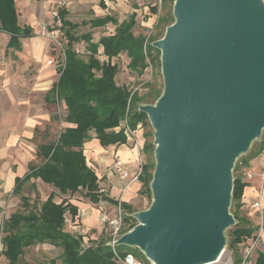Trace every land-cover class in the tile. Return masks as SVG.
Returning <instances> with one entry per match:
<instances>
[{
	"label": "water",
	"instance_id": "obj_1",
	"mask_svg": "<svg viewBox=\"0 0 264 264\" xmlns=\"http://www.w3.org/2000/svg\"><path fill=\"white\" fill-rule=\"evenodd\" d=\"M151 43L163 86L140 103L152 128L151 202L114 246L151 264H214L227 246L233 170L264 131V0H174Z\"/></svg>",
	"mask_w": 264,
	"mask_h": 264
},
{
	"label": "trees",
	"instance_id": "obj_2",
	"mask_svg": "<svg viewBox=\"0 0 264 264\" xmlns=\"http://www.w3.org/2000/svg\"><path fill=\"white\" fill-rule=\"evenodd\" d=\"M100 6L105 8L103 2ZM58 14L61 20L60 32L66 39V44L63 48V60L58 69L59 76L48 92L50 96L48 100L51 103L56 101L64 103V122L69 126L59 133L56 141L38 146L37 155L42 158L43 165L35 170V174L31 173L55 191H51L41 202L30 203L29 196L22 192L28 186L27 183H30L32 176L26 174L15 179L12 194L19 197L22 209L12 212L4 219V251L1 264H16L25 249L39 244H49L61 251L58 258H52L44 264H113L106 238L84 246L81 237L64 230L69 216H75L77 209L64 198L57 202L55 197L80 193L94 204L108 200L106 194L98 193L97 175L86 164L83 146L89 141L91 133L103 147L126 142L125 134L117 128L124 118L131 89L116 83L115 76L119 67L111 60L118 58L122 53L125 54L129 59L128 70L140 77L147 66L142 51L145 36L134 34L137 25L135 12L121 22L112 15L81 22L82 25L89 24L91 28L114 25L113 34L100 36L96 42L93 41L91 32L77 34L78 24L65 20L63 10H58ZM0 31L10 36L7 45L10 48H19L20 39L34 36L29 25L20 26L17 23L14 0H0ZM81 40L86 43L85 52L76 54L74 46ZM155 40L154 38L147 40V57L159 63V51L151 46ZM153 52L156 54L153 55ZM148 87L146 94L140 95L136 90L131 97L128 121L132 130L139 122H142V125L147 123L146 114L139 112L137 105L154 102L161 93V90H156L155 87ZM148 136L143 134L144 139ZM153 148L152 143L144 141L142 153L145 162L138 177L142 184L140 195L150 196L149 183L154 162L149 159V154L153 153ZM247 157H242L234 170L240 169L244 162L243 166H246ZM31 169L30 166L29 170ZM244 186L241 177L233 174L231 204L235 205L236 212L240 206ZM113 203L120 204L121 234H124L136 225L132 217L136 210L124 202ZM232 215L236 219V215L234 213ZM236 222L227 234V247L235 254L234 264L239 262L238 245L253 232L252 228L240 224L241 222L237 220ZM138 255L143 257L139 251L135 257ZM256 264H264L263 254L258 255Z\"/></svg>",
	"mask_w": 264,
	"mask_h": 264
},
{
	"label": "crops",
	"instance_id": "obj_3",
	"mask_svg": "<svg viewBox=\"0 0 264 264\" xmlns=\"http://www.w3.org/2000/svg\"><path fill=\"white\" fill-rule=\"evenodd\" d=\"M14 2L17 23L20 25V22H23V25H29L33 32L36 24L50 22L53 10H63L65 20L78 24L80 28L81 22L106 15H112L121 22L135 12L137 20L139 12L146 14L148 7L152 6L148 0H14ZM102 2L105 8H101ZM111 27L112 32L107 35L113 34L114 25L111 24ZM9 39L10 36L7 33L0 31V217H4L5 214L4 218L10 215L8 210L10 206H13L11 195L15 179L24 177L30 168V163L38 158V147L37 149L33 147L32 139L37 135L36 129L49 123L52 113L49 108L54 103L48 100L50 98L48 92L59 76L51 65L53 59L49 44L42 38L34 33L32 37L20 39L19 48L8 47ZM100 51L102 52L101 48ZM118 60H121L125 66L119 65ZM46 62L50 63L45 65ZM111 62H116L120 69L115 76L116 83L128 87L126 79L128 76L131 77V74L126 67L129 59L122 53ZM68 126L69 124L66 127ZM134 132L133 140L126 137L124 144L107 147L101 146L95 135L91 133L89 141L83 146L87 166L95 172L97 177H100L101 183L108 190L106 194L108 200L104 201V204L110 218H114L116 214V204L113 202L120 201L132 206L140 196H143L140 195L142 184L139 179L122 191V182L114 176L105 175L114 156H118L125 163V168L131 176L136 173L138 155L142 159V147L145 140L141 131L135 129ZM261 150H264V141L257 151L246 158V166H243L244 162L239 169V176L245 186L237 211L239 217L237 221L252 228V234L260 225L262 226V234L254 254L255 264L258 255H264V167L257 156ZM245 169L253 171L251 179L246 180L242 177ZM56 197L57 202L64 198L77 209L75 216H69L72 221L66 222L68 233L78 236L79 230L76 228L80 225L82 234L91 230L95 231L99 237L94 242L102 238V233L106 238L105 228L99 223L100 217L96 204L91 203L80 193L56 195ZM7 200L9 205L6 206ZM255 204L258 205L255 206ZM139 210L142 209L136 211ZM82 243L84 246L87 245L85 241Z\"/></svg>",
	"mask_w": 264,
	"mask_h": 264
},
{
	"label": "rangeland",
	"instance_id": "obj_4",
	"mask_svg": "<svg viewBox=\"0 0 264 264\" xmlns=\"http://www.w3.org/2000/svg\"><path fill=\"white\" fill-rule=\"evenodd\" d=\"M148 1L150 2L149 4L152 6L148 7V11L146 14H142L140 12L138 13L137 25L135 27L134 34L135 35L142 34L143 36L149 35V38H154L158 40L164 35L166 27L169 26L174 20L172 16V6L174 0H148ZM145 5H147V3H145ZM91 16H93V14H91ZM53 23L54 22L51 17L50 22L47 24H36V26H34L35 27L34 33L36 36L42 38L44 41L47 42V44H49V50L52 53V59H53L51 65L54 66L56 73H58V69L61 66L63 60V48L66 44V39L60 32H54L52 35L49 36L42 34L46 32L50 33L52 30H55ZM23 24H24L23 22H20V25ZM79 26L80 28L77 29V34L78 33L84 34L86 32H91L93 41H97L100 36L107 35L112 32L111 24H108L105 27H99L95 29L91 28L89 24H84V25L80 24ZM155 54L156 52H153V55ZM148 60H149V64L147 61H145L147 66L140 77H137L136 75L130 73L129 71L131 77L128 76L129 78L127 77L126 79V84L128 88L135 91L137 90V92H139L140 95L146 94L148 92L149 90L148 86L155 87L156 90H162V86H163L162 76L160 73V64L157 62V60H152V58L150 57H148ZM117 62L119 65L121 64V66L123 67L125 66L124 63L122 64L121 60H118ZM47 63L49 62H46L45 65ZM49 110L52 112L51 118H49V123H46L38 130L36 129L37 135L34 139H32L34 145L33 147H35L36 149L41 144L54 142L57 139L59 133L67 126V124L64 122L65 109L63 102L56 101V103L50 106ZM129 115H130V111H129ZM135 129L141 131L142 134L149 135L144 140L150 143L153 142L152 128L150 127L148 121L145 125H142V122L137 123ZM263 141H264V131L262 132L260 139L254 141L251 144L249 151L245 155H242L237 159L235 165L237 164V162L239 165V160L242 157L245 158L249 156V154H252L255 151H257V149H259ZM149 157H150L149 159H151L152 161L153 153L149 154ZM142 162H145L143 155H142ZM42 165H43L42 158L41 157L36 158L35 161L30 163L32 169L28 170L27 174L31 175V173L33 172L35 174V170L39 169ZM232 173L235 176H239V169L233 170ZM34 174L31 175L32 177L30 179V183H27L28 186L25 187L22 192L24 195L29 196L30 203L33 202L36 203L37 201L41 202L45 200V197L50 193L51 190H53L51 189L52 187L42 184V182L38 178L34 177ZM11 199H13V202L11 203L13 204V206L12 207L10 206V209L8 210L10 211V214L16 210L22 209L21 202L18 196L12 194ZM55 200L56 201L58 200L57 197L55 198ZM101 202L104 201L102 200ZM150 202H151V196H147V194H144L143 196H140L138 200L131 207L135 210L146 209L149 206ZM5 205L6 206L9 205V200L5 202ZM103 205L105 204L103 203ZM96 208L98 210V203L96 204ZM231 212L236 215V220H238L239 217L237 215L238 213L236 212L235 205L233 206L231 204L230 213ZM106 214L109 215L107 210H106ZM3 216L5 217L6 215L4 214ZM99 217H100V213H99ZM71 221L72 220H70V222ZM99 223L102 227L105 228L104 230L107 232L106 233V238H107V234L109 232L108 228L106 227L107 224L102 223L100 218H99ZM72 227L75 226H71V228ZM80 228H81L80 225L78 228H76L79 230V232H77V234H79L77 237H81L82 241H85L87 245L91 244L92 242L98 239L99 236L95 234V231L91 230L90 232L88 231L86 234L85 233L82 234L80 233ZM229 229L225 231L226 237ZM64 230L66 232H69L68 231L69 229L66 224L64 226ZM102 238H105L104 233H102ZM116 248L117 251L119 252H127L133 255L137 254L139 251L137 248H132L124 245L117 246ZM60 252H61L60 249L55 248L49 244H39L36 246H32L29 249H25L23 255L20 257V259L16 264H44L52 258H58ZM143 257L139 255L137 256V258L144 264H151L150 261L144 259L145 257L144 258ZM234 258H235V254L234 253L232 254V249L226 246L224 248L221 258L214 264H234L233 262Z\"/></svg>",
	"mask_w": 264,
	"mask_h": 264
},
{
	"label": "built area",
	"instance_id": "obj_5",
	"mask_svg": "<svg viewBox=\"0 0 264 264\" xmlns=\"http://www.w3.org/2000/svg\"><path fill=\"white\" fill-rule=\"evenodd\" d=\"M51 17L54 22L53 25H54L55 30H52L50 33L49 32L42 33L43 35L45 34L49 36V35H52L54 32H60L61 20L58 14V10H53L51 13ZM148 38H149V35H146L145 40L143 42L142 51H143V54L145 55V61H147L149 64V60L147 57V50H146ZM85 48H86V43L83 40H81L74 46V51L76 54H82L85 52ZM134 92L135 90H131L128 96L124 118L122 119L121 123L119 124V127L117 128V130H122L125 136L132 140L134 139L135 132L134 130L130 128L128 118H129V111H130V106H131L130 101H131V97ZM257 156L264 167V150H261ZM142 164H143L142 159L140 155H138V167H137L138 169L136 173L133 176H131L130 172L125 168V163L118 156H114L112 158L111 164L106 169L105 175L114 176L119 182H122L123 183L122 191H125L130 186V184H132L133 181L138 179L139 175L142 172ZM252 176H253V171L251 169H245L242 173V177L246 180L251 179ZM97 184H98L99 194L108 193V190L101 183L100 177H97ZM103 203L104 202H101V201L98 203V212L100 213L101 222L106 223L109 226L108 227L106 225V227L109 230L107 234V238H106L107 239L106 244L110 248L113 264H144L138 258H136L135 255L131 253L117 251V248L116 246H114V243L122 235L121 234L122 210H121L120 204L116 205L115 217L110 218L109 215L106 214V210H105L106 206L103 205ZM257 205L258 204H255V206ZM4 219H5L4 217H0V264L2 263L3 251H4V244H3ZM70 220L72 219H69L66 222H70ZM261 234H262V226L260 225L258 230L254 234H252L251 236L243 240L238 245V248H239L238 264H255L254 254L256 252Z\"/></svg>",
	"mask_w": 264,
	"mask_h": 264
},
{
	"label": "bare ground",
	"instance_id": "obj_6",
	"mask_svg": "<svg viewBox=\"0 0 264 264\" xmlns=\"http://www.w3.org/2000/svg\"><path fill=\"white\" fill-rule=\"evenodd\" d=\"M222 254H223V253H221V255H220V257L218 258V260L221 258Z\"/></svg>",
	"mask_w": 264,
	"mask_h": 264
}]
</instances>
